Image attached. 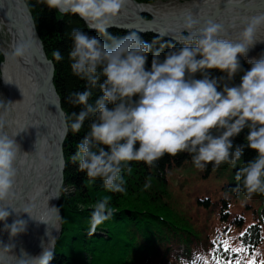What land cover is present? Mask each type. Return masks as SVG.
I'll return each mask as SVG.
<instances>
[{"label":"clouds","instance_id":"1","mask_svg":"<svg viewBox=\"0 0 264 264\" xmlns=\"http://www.w3.org/2000/svg\"><path fill=\"white\" fill-rule=\"evenodd\" d=\"M37 3L62 16L78 15L89 29L106 38L102 41L100 36L89 35L81 28H74L69 34L71 73L86 83L83 91L68 93V102L82 108L64 116L58 134L62 144L69 131L79 133L89 120L87 132L69 159L78 163V170L86 173L89 181L99 179L108 192L123 194L124 173H132V162H143L152 168L165 155L187 153L197 169L203 170L209 164L213 168L222 164L236 168L249 148L256 155L237 168L236 186L248 199L264 195V53L247 60L248 69L243 68L240 59L256 44L257 33L264 29V13L242 17L236 39L223 38L222 24L213 20L201 24L186 14L178 29L167 33L182 46L165 42L155 47L156 39L149 43L137 32L116 37L107 31L129 0ZM32 48V36L25 39L21 35L4 55L12 61L27 60ZM149 53L151 63L147 67ZM52 55L57 62L64 59L59 50ZM213 69L224 75L213 76L209 71ZM240 72V82L234 83ZM96 88L102 95L90 103ZM12 104L0 100V233L8 235L7 242L0 240V264L11 260L14 264H50L54 248L45 245L51 241V232L46 233L49 242L42 244L38 255L23 250L20 255L15 253V239L28 228V219L21 214L37 218L15 192L22 151L16 140L19 132L7 130L12 124ZM245 128L246 143L234 144V138ZM150 186V180L146 181L144 188ZM110 201V196H104L93 205L90 235L115 214ZM60 212V208L50 207L49 219L37 221L54 224L61 219ZM10 217H14L11 222ZM256 254L264 257V249L258 247ZM177 264L190 262L180 256Z\"/></svg>","mask_w":264,"mask_h":264},{"label":"trees","instance_id":"2","mask_svg":"<svg viewBox=\"0 0 264 264\" xmlns=\"http://www.w3.org/2000/svg\"><path fill=\"white\" fill-rule=\"evenodd\" d=\"M33 17L37 32L42 40L48 58L54 64L53 84L60 99V105L66 114L78 113L82 106L68 102V93L83 91L85 81L71 73L68 54L72 41L70 32L81 28L89 35L106 38L96 30L89 29L86 23L76 14L61 15L55 9L37 3V0H25ZM153 2L156 0H137ZM107 31L116 37L128 32H137L142 40L151 43L156 39L155 47L160 43H169L175 47L182 45L172 38L153 32H139L134 29L108 28ZM59 50L64 57L57 62L52 53ZM168 49L165 48V51ZM163 58V54L162 57ZM3 54L0 51V63ZM244 69L250 68L241 57ZM151 53L147 67H150ZM213 76H221L219 70H209ZM238 73L234 83L240 82ZM199 78V74H197ZM102 95L99 88L93 90L90 103ZM71 117L69 116V119ZM89 120L79 133H67L63 141V189L57 207L60 208V230L54 242V258L50 264H177V258L183 256L192 264L194 257H203L208 264H247L253 258L252 249H264V195H254L248 199L237 188V181L230 182L234 193L227 197L199 199L203 212L195 214L174 209L168 201L169 194L163 187L165 173L175 164L186 165L192 162L187 153L175 157L165 155L155 167L149 168L143 162H132V173L126 172V192L110 193L103 187L99 179L89 181L86 173L78 170V163L70 162V155L76 151V144L82 140L88 130ZM245 128L234 144L246 143ZM256 152L246 148L236 170L241 164L254 158ZM211 164L204 169H212ZM234 172L231 173L235 179ZM150 180V187L144 184ZM239 194L238 197L235 195ZM104 196H110V205L115 209L113 217L97 227L89 234V218L93 205ZM250 226H252L250 228ZM247 230V231H246ZM241 233H246L241 237ZM227 244H224V241ZM216 241L215 246L213 242ZM247 248V252L230 249ZM257 264L264 257L256 256ZM197 264H203L198 261Z\"/></svg>","mask_w":264,"mask_h":264},{"label":"bare ground","instance_id":"3","mask_svg":"<svg viewBox=\"0 0 264 264\" xmlns=\"http://www.w3.org/2000/svg\"><path fill=\"white\" fill-rule=\"evenodd\" d=\"M221 1L237 2L234 5L244 3L252 5L258 0L158 1L152 4H143V8L151 14L170 12L172 10H174L173 12L175 13L182 14L186 11L185 8H212ZM132 3L133 2L129 0V4ZM230 4L231 3L228 5ZM259 13H264V6L255 7L254 9L244 12L242 16L230 21L228 25L224 27L225 35L223 38L236 39L240 30L241 18ZM0 30L3 33V45H0V50L3 54V59L0 63V100L13 103L11 106L12 111L9 116L12 124L7 130L9 133L19 132L16 136V140L20 144L22 151V157L18 164L15 192L20 201L23 202L25 207L29 208L37 220H45L49 213L50 204L48 202L49 193L47 191V185L44 184V172L46 171L50 157L52 124L50 118L45 116V101L42 96H40L41 91L40 85L38 84V75L33 67L30 56L27 60L12 61L6 59L4 55V52L11 50V46L21 35L25 38L24 27L16 17L14 0H11V7L4 5L0 1ZM171 30L175 31L177 29L171 27ZM256 39V44L250 48L247 55L243 57L244 59L259 58V56L264 53V29H261L257 33ZM4 79L11 83H6ZM36 93L40 96V103L44 102L43 108L39 110L41 115L39 112L36 113L33 106ZM39 126L44 128V132L39 130L42 132V135L38 138L35 132ZM37 151L39 155L36 154ZM57 180L58 177L54 180L55 183ZM55 187L59 189L60 185H56ZM21 215L22 218L28 219V228L25 233L20 234L15 239V253L18 255L19 251L23 250L30 255H38L42 251V244L49 242V237L46 235L47 232H51V240L54 239L55 242L56 235L59 231L60 220L55 221L54 224H45L35 219H29L26 213ZM13 218L14 217H10L9 222H11ZM0 240L7 242V233H0ZM45 246H51V241ZM9 256H12V253H9ZM9 264H14V260L9 261Z\"/></svg>","mask_w":264,"mask_h":264},{"label":"water","instance_id":"4","mask_svg":"<svg viewBox=\"0 0 264 264\" xmlns=\"http://www.w3.org/2000/svg\"><path fill=\"white\" fill-rule=\"evenodd\" d=\"M4 5L11 7V0H0ZM16 8V17L22 23L25 30V39H28L30 36L33 38V48L30 54V58L33 62V67L38 75V84L40 85V96L45 101L44 111L45 116H48L51 121L52 137L50 140L51 150L50 157L47 163L46 171L44 172V181L47 185L48 202L50 207H57V202L59 197H53L56 195L60 196L61 188H56V185L62 186L63 184V168H64V155H63V142L60 143L59 130L62 128L63 118L65 113L60 105L59 96L55 90L53 84V71L54 64L50 58L46 55V52L43 47V43L39 37V34L36 30L35 23L32 17V14L27 6L25 0H14ZM133 3L128 4L126 9L122 11L118 16H116L112 21V26L109 28H125V29H134L139 32L150 31L156 34H159L164 37L172 38L170 34L172 32L171 27L178 29L180 21L186 14H190L194 19L199 20L203 24L207 20H213L217 23L227 26L228 23L244 14L251 9H254L258 6H264V0H258L256 3L249 4H236L232 2H219L212 8H200L195 7L185 8V12L178 14L173 12H163L159 14H151L143 8V4H151L146 2H139L137 0H131ZM231 3L230 5H228ZM239 8V9H238ZM242 8V9H241ZM34 24L35 35H32V26ZM40 96L35 94L34 97V110L39 112L43 108V103H40ZM56 96V97H54ZM41 115V114H40ZM41 130L44 132V128L39 126L36 129L35 135L39 138L42 135ZM58 177L57 182L55 179ZM24 193V192H23ZM50 213L47 214L45 220L49 219ZM57 221V220H56ZM59 221V220H58ZM2 226V222H0ZM60 230V226H59ZM59 233V231H58ZM39 235V234H38ZM54 245V239L51 240V247ZM21 250L19 251L20 255Z\"/></svg>","mask_w":264,"mask_h":264},{"label":"rangeland","instance_id":"5","mask_svg":"<svg viewBox=\"0 0 264 264\" xmlns=\"http://www.w3.org/2000/svg\"><path fill=\"white\" fill-rule=\"evenodd\" d=\"M158 1L168 2L174 0H156L146 3L152 4ZM2 35L3 33L0 30V45H3ZM244 61L247 62L246 59ZM240 166H243V164ZM232 172L236 173V169L229 164H222L219 168H212L208 171L197 169L192 162L186 165L175 164L166 171L163 187L169 194L168 201L174 209L186 213L190 212L195 217V214L203 212L198 208L203 205L199 202V199L205 196H210L212 199L227 197L235 192L234 186L228 187L231 184L230 182L235 181L231 177ZM62 186H60L61 189H63ZM238 196L239 194L235 195V197Z\"/></svg>","mask_w":264,"mask_h":264},{"label":"snow or ice","instance_id":"6","mask_svg":"<svg viewBox=\"0 0 264 264\" xmlns=\"http://www.w3.org/2000/svg\"><path fill=\"white\" fill-rule=\"evenodd\" d=\"M252 226H250V228H251ZM247 231V230H246ZM246 233H241V237H243L244 235H245ZM215 243H216V241H214L213 242V245L215 246ZM224 244H227L228 242L225 240L224 242H223ZM231 251H242V252H247L248 251V249L247 248H236V249H230ZM252 253H253V258L252 259H250V260H248L247 261V264H257V261H256V256H257V254H256V250H255V248H253L252 249ZM198 261H203V264H208V262L206 261V260H204V258L203 257H194L193 259H192V264H197V262ZM236 264H241V262L238 260V261H236ZM260 264H264V261H260Z\"/></svg>","mask_w":264,"mask_h":264}]
</instances>
